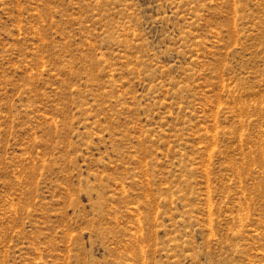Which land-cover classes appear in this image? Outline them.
<instances>
[{
	"label": "rangeland",
	"instance_id": "rangeland-1",
	"mask_svg": "<svg viewBox=\"0 0 264 264\" xmlns=\"http://www.w3.org/2000/svg\"><path fill=\"white\" fill-rule=\"evenodd\" d=\"M0 264H264V0H0Z\"/></svg>",
	"mask_w": 264,
	"mask_h": 264
}]
</instances>
